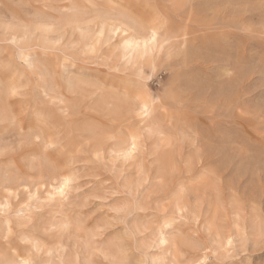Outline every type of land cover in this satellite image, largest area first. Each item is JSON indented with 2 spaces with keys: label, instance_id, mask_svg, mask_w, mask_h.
I'll return each instance as SVG.
<instances>
[{
  "label": "clouds",
  "instance_id": "clouds-1",
  "mask_svg": "<svg viewBox=\"0 0 264 264\" xmlns=\"http://www.w3.org/2000/svg\"><path fill=\"white\" fill-rule=\"evenodd\" d=\"M261 256L264 0H0V264Z\"/></svg>",
  "mask_w": 264,
  "mask_h": 264
},
{
  "label": "rangeland",
  "instance_id": "rangeland-1",
  "mask_svg": "<svg viewBox=\"0 0 264 264\" xmlns=\"http://www.w3.org/2000/svg\"><path fill=\"white\" fill-rule=\"evenodd\" d=\"M257 259L259 260V259H264V256H261V257H257Z\"/></svg>",
  "mask_w": 264,
  "mask_h": 264
},
{
  "label": "snow or ice",
  "instance_id": "snow-or-ice-1",
  "mask_svg": "<svg viewBox=\"0 0 264 264\" xmlns=\"http://www.w3.org/2000/svg\"><path fill=\"white\" fill-rule=\"evenodd\" d=\"M65 183H67V182H65ZM60 191L62 192V191H63V189H61Z\"/></svg>",
  "mask_w": 264,
  "mask_h": 264
}]
</instances>
